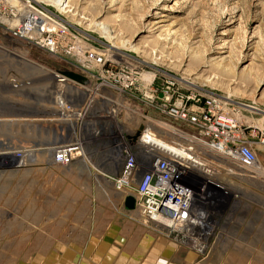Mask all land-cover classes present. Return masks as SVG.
Returning a JSON list of instances; mask_svg holds the SVG:
<instances>
[{
    "label": "rangeland",
    "instance_id": "obj_1",
    "mask_svg": "<svg viewBox=\"0 0 264 264\" xmlns=\"http://www.w3.org/2000/svg\"><path fill=\"white\" fill-rule=\"evenodd\" d=\"M34 1L45 7L54 19L64 23L69 30L70 43L112 53L117 59L124 56L140 62L144 84H149L154 76V86L165 88L170 86L166 81L172 82L171 92L184 93L189 88L205 90L221 98L225 110H232L244 125L253 121L260 126L264 119V0H66L62 5L57 0ZM155 11L166 15L164 30L150 29L151 22L157 19L153 16ZM100 24L112 32L108 36L103 34L98 27ZM7 33L10 35L3 36L0 27V51L4 52L0 53L3 55L0 59V119H41L46 113L44 110L42 114L37 112L44 105L45 110L53 109L56 116H61L56 102L59 100L57 93H62V85L57 87L42 78L48 70L81 73L85 69L76 66L71 53L64 54L61 61ZM221 56L224 60L217 62ZM24 65L41 67L44 72L28 77L33 84L25 92L16 88L20 84L13 88L9 82L21 79L22 72L15 69ZM71 89L74 90L65 91ZM132 94L127 105L134 112L156 117L153 107L140 104L139 90ZM128 117L124 111L119 114L122 121L127 119L128 125L137 122ZM159 118L169 123L163 117ZM39 123L10 125L12 129L10 126L3 129L0 125V264H23L32 260L34 254L49 247L43 242V236L47 238L45 234L83 235L86 228L92 226L93 219L114 214L113 209L125 202V197L101 176L102 171L109 170L106 163L109 151L97 149L91 164L80 162L70 169L57 166L50 163L46 150L53 143L48 141L54 139L39 126L52 131L56 122H47L49 126ZM151 124L160 138L171 145L176 143L175 137L169 135L173 133L167 135L159 129L160 123ZM187 144L192 145L191 142ZM19 149H34L33 163L26 153L21 152L23 158L15 157L13 151ZM253 151L264 169V146L255 145ZM7 152H13L9 154L16 159L2 154ZM218 171L210 177L226 184L227 187H223L227 194H217L219 203L215 214L211 215L210 233L204 239H194L195 243L201 242L199 249L194 250L193 242L185 241L181 233L175 237L151 223L146 224L147 228L179 247L181 258L189 251L188 259L196 260L193 264H264V186L253 180V170H244L241 176ZM197 174L203 179L209 176ZM203 179L197 177L196 180ZM230 188H236L245 197ZM135 211L133 208L127 213L134 220L142 221Z\"/></svg>",
    "mask_w": 264,
    "mask_h": 264
},
{
    "label": "built area",
    "instance_id": "obj_2",
    "mask_svg": "<svg viewBox=\"0 0 264 264\" xmlns=\"http://www.w3.org/2000/svg\"><path fill=\"white\" fill-rule=\"evenodd\" d=\"M37 4L34 0H0L2 34L10 35L7 33L10 32L31 48L61 61L64 54H73L76 66L85 69L77 74L87 80L86 84L69 79L59 81V85L73 86L74 91L65 93L58 100L62 116L52 120L56 122V126L52 124V131L58 138H53L51 147L46 149L50 163L63 168L76 162L91 164L97 149H106L110 153L106 162L109 170L101 175L107 177L113 189L124 194L125 198H134V209L143 223L154 224L175 237L181 233L185 241L193 242L194 250L199 249L201 242L195 243L194 239H204L210 233L208 230L213 220L209 210L213 212L219 203L218 193L214 190L219 189L226 195L223 185L197 174L205 170L201 160L194 162V158L187 157L188 161L195 163L194 173L192 164L188 166L180 161L183 156L165 157L157 153L153 157L138 139L133 143L128 140L135 135L139 124L145 129L147 123H161L183 133V138L193 139L202 157L226 165L229 163L230 167L240 170L244 164L259 163L253 149L255 145L264 146V125L259 127L249 122L244 125L232 110H225L221 98L205 90L189 88L184 93L171 92L172 82L166 81L170 86L165 88L154 86V76L149 84H144L140 62L124 56L117 59L112 53L70 43L69 30L64 23ZM51 73L59 75V72ZM136 89L140 91V104L153 107L156 117L134 112L127 105ZM122 111L129 114L130 121L137 122L125 124L119 118ZM42 122L49 126L47 121ZM181 138L176 144L190 143ZM22 150L25 149L14 151V156L19 159ZM116 153L119 155L115 158ZM115 161H121L118 171ZM197 177L203 181H197ZM157 215L172 222L180 220V229L165 228L157 221ZM201 248L203 251V245Z\"/></svg>",
    "mask_w": 264,
    "mask_h": 264
},
{
    "label": "crops",
    "instance_id": "obj_3",
    "mask_svg": "<svg viewBox=\"0 0 264 264\" xmlns=\"http://www.w3.org/2000/svg\"><path fill=\"white\" fill-rule=\"evenodd\" d=\"M113 210L114 214L93 219L83 235L45 234L47 238L43 236V242L49 247L23 264H193L196 261L188 259L189 251L181 258L179 247L165 237L156 236L142 221L134 220L125 205Z\"/></svg>",
    "mask_w": 264,
    "mask_h": 264
},
{
    "label": "bare ground",
    "instance_id": "obj_4",
    "mask_svg": "<svg viewBox=\"0 0 264 264\" xmlns=\"http://www.w3.org/2000/svg\"><path fill=\"white\" fill-rule=\"evenodd\" d=\"M58 1V4L59 5H62L66 0H57ZM165 8H163V10H164ZM167 9V8H166ZM168 9H170V8H168ZM153 16L155 17V18H157V19H154L152 22H151V24H150V29H152V30H157V31H161V30H164V29H162L163 27H165V25H163V23L165 22V17H166V15H165V13L164 12H161V11H155V13L153 14ZM98 27L101 29V31H102V33L103 34H105V35H109L112 31L110 30V29H108L107 28V26H105L104 24H100V25H98ZM166 28V27H165ZM148 31L150 32V30L148 29ZM6 34H3V36H5ZM221 35H224L223 33L221 34ZM7 36V35H6ZM11 40H9V42H10ZM18 48H19V46H18ZM21 49V48H20ZM0 53L2 54V53H4V52H1L0 51ZM5 54L7 55V56H11V54H7L6 52H5ZM13 56H15V55H13ZM1 58H3V55H0V59ZM14 58V57H13ZM215 58H217V57H215ZM215 58H213V59H215ZM6 60H8V59H6ZM222 60H224V57L223 56H221L220 58H218L216 61L217 62H221ZM1 61V60H0ZM10 60H8V62H9ZM3 62V61H2ZM26 63V62H25ZM14 65V64H13ZM13 65H12V67H13ZM8 66V65H7ZM10 66V65H9ZM15 67V66H14ZM2 68V67H1ZM29 69H31L32 71H34V73L32 72L31 74H30V72H31V70H30V72H28L27 70H29ZM8 70V69H7ZM15 71L17 72V71H19V72H22V73H20V78L21 79H18V81L16 80V79H12V80H10L9 82L12 84V87L13 88H15L14 86H16V84H20L19 86H16V88H20L22 91H27V90H30L31 88H32V84H33V81H30L29 80V78L28 77H30V76H35V75H37V73L38 72H43V69L41 68V67H36L35 68V66H29V65H24V66H22V67H20L19 69L17 68V70L15 69ZM35 71H37V72H35ZM74 72V71H73ZM13 73V72H12ZM44 73V72H43ZM14 75V74H13ZM18 75V74H17ZM52 75H56L55 73H51V71H49L48 70V73L46 74V75H44L46 78L48 77V76H52ZM57 76V75H56ZM59 76V75H58ZM7 77V76H6ZM241 77L242 78H244L245 77V74H241ZM13 78V77H12ZM19 78V77H18ZM26 78V79H25ZM29 81H28V80ZM14 80H16V82L17 83H15V81ZM42 81V79H40L39 80V82H41ZM43 81H45V82H50V84H52V83H55L56 85H57V87H60L59 86V83H57V80H51V79H48V80H44L43 79ZM8 82V83H9ZM260 82H262V79L260 80ZM7 83V84H8ZM35 84V83H34ZM55 85V86H56ZM62 85V90L60 91V92H62V93H57V94H59L58 96H59V100L60 99H62L63 98V95L65 94V93H71V90H68V91H65L66 89H69V88H73L74 89V87L73 86H70V85H67V84H61ZM8 86H9V84H8ZM11 87V86H10ZM54 87V86H53ZM11 89V88H10ZM65 91V92H64ZM70 91V92H69ZM72 91H74V90H72ZM31 92V91H30ZM39 92V91H38ZM64 92V93H63ZM20 93V92H19ZM36 93V92H35ZM29 94H31V93H29ZM45 94V93H44ZM47 95V94H46ZM38 96V95H37ZM55 97V96H54ZM58 100V99H57ZM58 102L59 101H57L56 102V104H58ZM222 103V106L224 107L225 106V103H224V101H222L221 102ZM38 105V104H37ZM43 105V104H42ZM248 108H250V109H255L256 110V108H254L253 106H247ZM45 108V105H44V107L43 108H41V109H39V110H41V111H39V112H37L38 114L40 113V114H42V111H43V113H46V115H43V116H41V119L39 118V117H35L36 118V120H34L33 118H28V119H26V120H22V118L20 119V118H18L17 119V117H15V118H13V117H11V118H8V119H0V125L2 126V127H4L3 129H6V127H8V126H10V125H12L13 127H14V125L16 126V127H19L20 125H22V123L24 122L25 124H28V125H30L29 123L30 122H32V124H31V126L33 125V123L35 122V123H39V124H41V123H43L42 121H47V122H52V120H53V118H55V117H58V116H56V114H54L53 112H52V110H50V109H48V108H46V110L44 109ZM51 108V107H50ZM48 109V110H47ZM38 110V109H37ZM61 114V113H60ZM10 116H14V115H12V114H9ZM32 115V114H31ZM34 115H36V113H34ZM30 116V115H29ZM61 116H62V114H61ZM34 117V116H33ZM52 117V118H51ZM141 117H139L138 116V119H140ZM17 119V120H16ZM37 120H39V121H37ZM57 119L55 118L54 119V121H56ZM126 118H124L123 119V121L125 122V124H127L126 123ZM37 121V122H36ZM21 122V123H20ZM152 122H150V123H147V126L145 127V129H144V127H143V129L141 130V132H140V134H139V136L137 137V139L140 141V143L143 145V147L146 149V150H149V152H151V154H152V156L154 157L157 153H162L165 157H171V156H176V157H178V158H181L182 156L184 157L182 160L180 159V161H182L185 165H188V166H191V162L190 161H188V159H187V157L188 158H194V162L196 161V160H201L203 163H201L202 165L204 164V167H205V170L203 169V170H200V173H202V174H204L205 175V177L207 176V175H209V176H207V178H212V177H210L211 175H212V173L215 171L216 173H219V171H218V169H221L222 171H225L226 173H229V174H232L233 176H237V175H240L241 176V173H243L244 172V170H247V169H249L250 171L251 170H253V172L251 173V175H252V177H253V180H258L260 183L259 184H261V185H263L264 186V169H262V167L260 166V164L259 163H255V162H253V165H247V164H244V168H246V169H240V170H235L234 168H232V167H230V165H229V163H227V165L225 164V163H223V162H215V161H213V160H209V159H207V158H204V157H202L201 156V154L199 153V151L196 149V146H195V143L193 142V139H191V138H189L188 136H185V139L187 138V141L189 140V142H191V146H188V145H184V144H181V145H179V144H176L177 143V139L178 138H180V136H182V137H184V134L183 133H181L180 131H176V129L175 128H173V127H170V126H167V125H164V124H161L160 123V125H158L159 126V129L162 131H165L166 132V134L168 135V133H173V134H169V135H171V136H174L175 138L174 139H176V143H172L173 145H171V144H169V143H167L166 142V140L165 139H163V138H160L158 135H157V133H156V131H154L152 128H151V125H153V124H151ZM249 123H253V125L254 126H259V125H255L254 124V122L253 121H251V122H249ZM151 124V125H150ZM262 124L264 125V119L262 120V122H261V124H260V126H262ZM18 125V126H17ZM128 125V124H127ZM27 126V125H26ZM30 126V127H31ZM38 126V125H37ZM41 128H43L44 130H47V132L49 133V134H51L52 135V137L51 138H54L55 140L57 139L56 137L57 136H54V134H53V132L52 131H50V130H48L47 128H44L42 125H39ZM259 126V127H260ZM11 127V126H10ZM34 127V126H33ZM26 128V127H25ZM36 127H34V129H35ZM157 128V127H156ZM11 129H12V127H11ZM31 129V128H30ZM37 129V128H36ZM138 129V128H137ZM28 130V129H27ZM34 131V130H33ZM5 132V131H4ZM45 134V133H44ZM176 134H177V137H176ZM34 135V134H33ZM46 135V134H45ZM123 136H125L124 135V133H123ZM50 139V138H49ZM184 139V138H183ZM128 141H132V140H128ZM44 142V141H43ZM48 142H51V141H48ZM133 143V142H132ZM195 147V149L194 150H192L191 148L192 147ZM194 151V152H193ZM14 152V151H13ZM13 152H7V153H2L3 155H6L7 156V154H8V156L9 157H12V158H14V159H16L12 154V156L9 154V153H13ZM22 153H26L29 157H30V160H31V162L33 161V156H34V149H32V150H30V151H27V150H22L21 151ZM117 155H119V153H116L114 156H115V158L117 157ZM210 155H211V153H210ZM21 156H23V154L21 155ZM20 156V158H23V157H21ZM90 158V157H89ZM210 159H212V157H210ZM121 161H115V163H120ZM33 163V162H32ZM81 163H84V162H81ZM195 163L194 164H192V167H191V171L192 172H195ZM16 167H18V165L16 166ZM214 170H213V169ZM96 170V169H95ZM199 170V169H198ZM97 171H99V172H101V170H97ZM102 172H104V171H102ZM101 172V173H102ZM194 174V173H193ZM218 175V174H217ZM104 179H107V177H105L104 175H101ZM214 176V175H213ZM215 177H217V176H215ZM252 177H251V179H252ZM107 180H109V179H107ZM217 181V180H216ZM219 182V181H218ZM111 183V182H110ZM112 184V183H111ZM222 185H223V183H221ZM223 186H226L227 187V185L226 184H224ZM232 189V191L234 190V193H237L238 195H241V196H244L245 197V194H243L242 192H240L239 190H237L236 188H230V190ZM228 190H229V188H228ZM214 191H216V193H218V195H223V194H221V190H219V189H217V190H214ZM223 191H225V189H223ZM250 200L252 199L251 197H248ZM215 210V209H214ZM214 210H213V212L212 211H210L209 210V214H210V216L211 215H213V214H215V212H214ZM156 219H157V221H159L160 223H161V225H163V226H166L165 228H176L177 226H180V220H176V221H174V222H172V220H170L169 218H165V217H162V216H160V215H157L156 216Z\"/></svg>",
    "mask_w": 264,
    "mask_h": 264
},
{
    "label": "water",
    "instance_id": "obj_5",
    "mask_svg": "<svg viewBox=\"0 0 264 264\" xmlns=\"http://www.w3.org/2000/svg\"><path fill=\"white\" fill-rule=\"evenodd\" d=\"M59 73V76L57 75H52V76H48L47 78L44 77L42 79L44 80H48V79H51V80H57V81H61V80H64V79H69V80H72V81H75V82H78L80 84H86L87 83V80L77 74V73H74L73 71H58ZM143 129V125L140 124L135 135L132 137V142H136L137 141V137L139 136L141 130ZM124 205L127 209L131 210L134 208V198L132 196H127L125 198V202H124Z\"/></svg>",
    "mask_w": 264,
    "mask_h": 264
}]
</instances>
